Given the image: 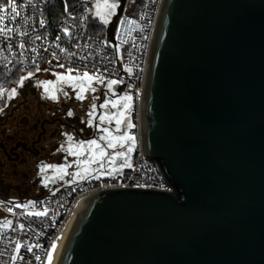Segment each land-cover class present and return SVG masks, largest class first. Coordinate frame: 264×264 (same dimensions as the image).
I'll return each mask as SVG.
<instances>
[{"label":"water","instance_id":"obj_1","mask_svg":"<svg viewBox=\"0 0 264 264\" xmlns=\"http://www.w3.org/2000/svg\"><path fill=\"white\" fill-rule=\"evenodd\" d=\"M141 131L173 190L86 195L55 264H264V0L161 1Z\"/></svg>","mask_w":264,"mask_h":264},{"label":"built area","instance_id":"obj_2","mask_svg":"<svg viewBox=\"0 0 264 264\" xmlns=\"http://www.w3.org/2000/svg\"><path fill=\"white\" fill-rule=\"evenodd\" d=\"M54 1L14 0L20 16L0 25L14 29L9 34L10 38L0 34V72H20L22 77L28 78L29 72H38V65L39 71H67L71 68L75 70L73 74L87 71L89 75L95 73L102 76L104 81H120L117 84H121L123 91L133 99L129 118L134 127L127 130L128 135L135 137L133 151L127 154L132 166L121 167L122 159L117 168L119 171L112 176L101 175L110 169H99L86 179L67 184L42 198H0V210L12 222L7 228L0 225V264H45L53 242L76 215L80 203L88 194L125 187L173 190L157 161L145 155L141 131L142 92L162 0H143L138 15L124 13L115 29V44L107 39L106 24L103 33L93 30V3L73 0L71 4L65 2L62 12H57L53 8ZM0 4L6 5L7 0H0ZM41 21L44 22L43 26ZM61 64L64 67H60ZM126 68H130L131 72ZM8 92V86L0 84V111L6 105ZM29 202L33 203L23 207ZM17 204L21 207H16ZM45 208L48 209L46 216L28 215L29 212H42ZM21 224L24 225L23 229L19 227ZM17 242L21 245L18 252ZM25 245L31 246L32 250L28 251Z\"/></svg>","mask_w":264,"mask_h":264},{"label":"flooded vegetation","instance_id":"obj_3","mask_svg":"<svg viewBox=\"0 0 264 264\" xmlns=\"http://www.w3.org/2000/svg\"><path fill=\"white\" fill-rule=\"evenodd\" d=\"M110 3L115 2L110 1ZM116 5L118 6V3ZM112 17L113 15L109 21ZM39 74L38 72L25 79L22 84L19 82L10 87L6 105L0 111V198L4 200L42 198L67 184L81 180L74 178L73 173L79 171L88 176L101 169L100 161L87 165L78 163L89 159L92 153L88 151L85 143L83 155H70L67 151L68 136L73 138V145L95 139L105 147L109 155L124 151L129 146V142H126L123 149L119 145L116 149H108L106 141L99 139L100 136L106 135L102 131L105 127L114 136L127 133L129 115L125 117V123L121 124L119 132L116 131L115 119L110 123L99 121L101 115L120 112L123 101L117 108H112L111 104L107 109L99 106L106 100H118L128 93L123 90L116 92L113 88L109 91L107 81H104L93 83L92 87L96 88V91L89 90L84 93L85 99L78 100L76 92L79 89H73L68 83H61L47 77L41 79ZM47 80L53 81L55 85L57 97L55 100L49 98V94L44 92L42 86H37L38 81ZM13 88L16 89V94L9 98ZM93 103L97 105V108L94 117H90L88 113ZM69 111L73 113L72 116L68 115ZM2 145L8 152L9 148L13 150L8 154L4 153ZM73 150L80 151L75 147ZM107 161L108 158L105 157L104 168L112 170L120 166L122 159L117 158L116 164L112 166H109ZM43 165L64 166L68 175L60 179L59 174L52 168L41 172ZM85 168L90 171L85 173ZM46 178H48L47 187L45 186Z\"/></svg>","mask_w":264,"mask_h":264},{"label":"snow or ice","instance_id":"obj_4","mask_svg":"<svg viewBox=\"0 0 264 264\" xmlns=\"http://www.w3.org/2000/svg\"><path fill=\"white\" fill-rule=\"evenodd\" d=\"M117 5L116 3H109V0H103V2L101 3L100 0H97V3L95 5L96 8V13L95 15L97 17H99V19L104 23L107 24L109 22V18L113 15L114 10L116 9ZM20 16V12L18 11V6L17 4L14 2V0H7V4H0V25H4V22L7 20L9 22L16 20L17 17ZM44 22L41 21V26H43ZM14 31L13 28H9L6 26H0V34H3L6 37L10 38V33H12ZM65 32L67 33V29H65ZM37 39H40L39 36L36 37ZM9 47H11V45H9ZM21 48L24 47L23 44L20 45ZM61 51H64L63 49H61ZM60 67H64L63 64L59 65ZM37 71H39V66L37 65L36 68ZM127 71L131 72L130 68H126ZM45 71H47L45 69ZM75 71L74 69H67L68 75H58L57 76V80L60 82H65V83H70L71 87L73 89H79L78 92H76V98L78 100H83L85 99L84 93L87 91H92L95 92L96 88L92 87V83L93 81H97L99 83H103L104 82V78L100 75H96L95 73L92 75H89V73L87 71H84L82 74H78L76 76L71 75V73ZM33 75L32 72L28 73V76L31 77ZM27 79V77H21V84L23 83V81ZM120 81H117L115 79L112 80H108L107 81V88L109 91L112 90L113 85H116L117 83H119ZM37 86H42L44 89V92L46 94H49V98L55 100L57 97L55 95V85L53 83V81L51 80H47V81H38ZM16 94V89L13 88L9 98H11V96H14ZM65 95H67V93H65ZM132 100L131 95H125L120 97L118 100H106L105 103L101 104L99 107L102 109H107L109 104H111L112 108H117L120 105V102L123 101V105L122 108L124 110H127L128 108H130V104L129 102ZM96 108L97 105L96 104H92L91 106V111L88 113V115L90 117H94V114L96 112ZM69 116H72L73 113L71 111L68 112ZM113 119H115V124H116V131L119 132L120 131V126L121 124L125 123V111H120L118 113H111V114H107V115H101L99 116V121L101 123L104 122H111ZM92 120H89V124L91 125ZM127 126L130 127H134V125H132L130 122L127 124ZM102 131L106 134V135H102L99 137V139L101 141H106V147L108 149H116L117 146L119 145L120 148H124L125 143L126 142H130L129 146L127 147V151H117L114 152V154L109 155V153H107L105 151V147L101 146L100 143H98L97 140L93 139L87 142H80L78 145H73L72 141L73 138L71 136H68V142H69V148L67 149L68 153L70 155L73 156H80L83 155V149L85 147V143L87 144V149L90 153H92L91 157L87 160L84 161H79L78 163H82V164H92V163H96L97 161H100V168L103 169L105 167V164L103 163L104 158L107 157L108 158V165L112 166L116 164V160L117 158L123 159L124 160V164L121 165V167L127 166V167H131V163L128 161L127 158V154L131 153L133 151L134 145H135V137L128 135L127 133H125L124 135L121 136H114L112 134L111 131H109L108 128H103ZM79 149L80 151H74L73 148ZM98 150V151H97ZM48 168H52L54 169L58 174H59V178L63 179L64 175H68V173L66 172V169L64 166H55V165H43L41 166V172H45ZM90 170L88 168L84 169V172L87 173ZM119 171V169L117 168H112L111 171H108L106 173L102 172L101 175H109L112 176L115 172ZM74 178H80V179H86L87 176L86 175H82L81 172H76L72 174ZM98 178V177H97ZM47 182H48V178L45 179V186L47 187ZM33 202H29L28 204L24 205L23 207H28L29 205H31ZM16 207H21V205L17 204ZM9 211H11V209H9ZM48 214V209L45 208L44 211L42 212H29L28 215H35L37 217H41V216H46ZM11 221H6L4 222V227L7 228L9 225H11ZM21 229L24 228V225L21 224L19 226ZM21 245L19 242L16 243V251L18 252L20 249ZM25 247H27L28 251H31L32 248L31 246L25 245ZM56 248V244L53 243L52 244V249L54 250ZM47 257H48V264H51V259H52V252L49 251L47 253ZM13 259L15 260L16 257L14 256ZM37 260L40 259L39 256L36 257Z\"/></svg>","mask_w":264,"mask_h":264},{"label":"rangeland","instance_id":"obj_5","mask_svg":"<svg viewBox=\"0 0 264 264\" xmlns=\"http://www.w3.org/2000/svg\"><path fill=\"white\" fill-rule=\"evenodd\" d=\"M141 1L142 0H129L128 3H127V5H126V8H125L124 13H127V14H133V13H135L136 12V9L140 5ZM100 2L102 3L103 0H100ZM96 3H97V0H93L92 18H93V20L95 22H102L99 19V17H97L95 15V13H96V8H95ZM109 3H110V0H109ZM115 12H116V9L114 10L113 15L115 14ZM46 70L47 71H45V70L38 71L40 73L39 75H40L41 79L47 77L48 79H52L54 81H58L57 80V76L58 75H61V74L68 75V72L65 71V70H48V69H46ZM38 72H36V73H38ZM36 73L34 72V74H36ZM71 75L76 76L78 74L71 73ZM21 77L17 80V82L12 83L10 85L8 84V88H10L13 85H16L17 83H19L20 80H21ZM93 83H99V82L93 81ZM68 85L71 86L70 83H68ZM128 95H130V94H128ZM120 104H121V102H120ZM129 104H130V108H128L127 110H124L123 108L121 109V111H125V117L127 115H130V112H131V109H132V106H133V99L129 102ZM126 151H127V149H126ZM123 164H124V162H123ZM82 175H84V174H82ZM6 221H8V215L4 211L0 210V225H4V222H6Z\"/></svg>","mask_w":264,"mask_h":264},{"label":"trees","instance_id":"obj_6","mask_svg":"<svg viewBox=\"0 0 264 264\" xmlns=\"http://www.w3.org/2000/svg\"><path fill=\"white\" fill-rule=\"evenodd\" d=\"M73 0H55L54 1V5L53 8L57 11V12H62L65 2H67L68 4H71ZM89 4L93 3V0H88ZM143 1V0H142ZM141 1V3H142ZM141 3L140 5L137 7L136 12L133 13L132 15H138L140 8H141ZM91 9H93L91 7ZM92 11V10H91ZM92 28L94 31L96 32H105V24L103 22H95L92 25ZM21 77V73L20 72H13V73H4V72H0V84H6L8 86V84H12L17 82V80Z\"/></svg>","mask_w":264,"mask_h":264},{"label":"bare ground","instance_id":"obj_7","mask_svg":"<svg viewBox=\"0 0 264 264\" xmlns=\"http://www.w3.org/2000/svg\"><path fill=\"white\" fill-rule=\"evenodd\" d=\"M74 218V217H73ZM73 219L69 222V224H67V226L63 229V231L59 234V236L55 239V241L53 243L56 244V248L53 250L52 249V246H51V249L50 251L52 252V259H51V264H55V261H56V258H57V255L59 253V250L61 248V245L64 241V238L66 236V233L72 223ZM45 264H48V257L46 258L45 260Z\"/></svg>","mask_w":264,"mask_h":264}]
</instances>
